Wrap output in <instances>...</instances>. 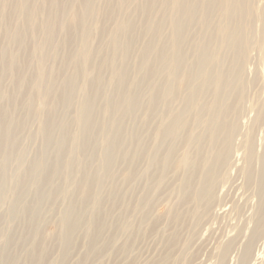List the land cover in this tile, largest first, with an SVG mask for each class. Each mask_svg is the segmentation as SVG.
Returning a JSON list of instances; mask_svg holds the SVG:
<instances>
[{"label": "bare ground", "instance_id": "obj_1", "mask_svg": "<svg viewBox=\"0 0 264 264\" xmlns=\"http://www.w3.org/2000/svg\"><path fill=\"white\" fill-rule=\"evenodd\" d=\"M252 4L253 0H0V40L4 42L0 50V202L14 192L11 218L16 203L31 190L33 202L25 212L29 223H36L30 235L38 242L37 217L54 213L59 203L65 206L59 238L65 259L79 222L74 212L95 211L100 206L96 191L121 147L117 143L123 129L121 117H132L143 107L136 93L140 89L148 93L152 116L162 109L152 155L160 179L171 167L176 147L171 144L159 155L162 143L180 138L191 126L201 128L198 134L187 135L196 160L190 155L183 160L189 170L183 188L195 185L185 198L207 206L220 172L230 161L238 131L234 119L245 100V66L255 45L252 26L256 19L264 20V8L257 13ZM132 55L136 57L134 77L129 69ZM175 103H180L179 108ZM74 104V120L69 123L65 117ZM19 106L26 112L24 118L17 115ZM98 113L102 114L99 124ZM31 120L38 122V131L23 136ZM263 123L264 105L255 125ZM22 136L42 142L37 155L30 157ZM248 137L253 154V135ZM87 150L98 157L96 169L88 170L80 159ZM260 172V210L264 212V146ZM247 177L252 178L250 168ZM146 195L138 207L142 213L152 202ZM195 217L199 220L201 213ZM263 224L264 218L257 225ZM102 231V217L94 212L87 222L91 252ZM10 244L11 239L6 246ZM34 249L31 263H43V253ZM3 264L15 261L3 252Z\"/></svg>", "mask_w": 264, "mask_h": 264}, {"label": "rangeland", "instance_id": "obj_2", "mask_svg": "<svg viewBox=\"0 0 264 264\" xmlns=\"http://www.w3.org/2000/svg\"><path fill=\"white\" fill-rule=\"evenodd\" d=\"M252 5L259 13L264 8V0H253ZM252 35L255 45L245 66V100L240 114L234 119L238 122V131L233 138L231 158L220 172L212 201L207 206L185 198L195 185L188 184L189 187L183 188L189 174L183 160L188 155L196 160L187 135L198 134L201 128L191 126L180 138L166 139L162 143L164 148L159 155L171 144L176 147L171 167L160 179V170L152 155L157 147L155 133L162 123V109L158 108L152 116L147 106L148 93L140 89L136 93L141 97L143 107L132 117H121L123 129L117 139L121 147L114 154L111 172L104 175L103 185L96 191L100 206L95 211L77 209L74 212L79 222L67 257L63 258L64 248L59 240L65 206L59 203L54 213L47 211L37 217L41 238L35 242L30 230L36 223L31 225L25 212L27 205L33 202V192L29 190L27 198L16 203L17 210L12 219L10 207L15 198L14 192L10 191L0 202V264H3V252L13 258L15 264H32L30 253L36 247L38 253H43V263L36 264H264V224L260 228L257 225L264 218V212L260 210L264 123L255 125L259 108L264 105V20L254 21ZM3 45L0 40V50ZM134 59V55L129 59L132 77L135 76ZM178 84L182 85V81ZM10 87L7 82V92ZM179 104L174 105L179 108ZM19 107L21 110L17 115L24 118L26 112ZM76 108L74 104L73 111L65 117L69 123L74 120ZM101 116V113L97 114V124ZM37 128V121L27 122L23 136L37 132ZM251 135L255 144L253 154L248 150V136ZM24 139L22 142L30 157L37 155L42 142ZM94 141L101 143L97 136ZM53 149L50 148V152ZM91 153L87 150L80 156L86 161L88 170L96 169L98 164V157ZM52 156L49 155V160ZM249 168L252 170L251 181L247 177ZM145 195L152 202L142 213L138 207ZM94 212L102 217L103 231L96 250L91 252L87 222ZM197 212L201 213L199 220L195 217ZM9 239L11 244L6 246Z\"/></svg>", "mask_w": 264, "mask_h": 264}]
</instances>
